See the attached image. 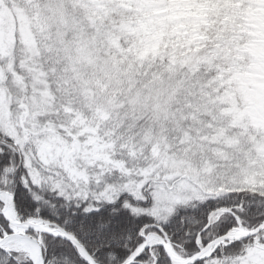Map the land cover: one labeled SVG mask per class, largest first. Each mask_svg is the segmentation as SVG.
<instances>
[{"label": "snow or ice", "instance_id": "snow-or-ice-1", "mask_svg": "<svg viewBox=\"0 0 264 264\" xmlns=\"http://www.w3.org/2000/svg\"><path fill=\"white\" fill-rule=\"evenodd\" d=\"M0 264H264V0H0Z\"/></svg>", "mask_w": 264, "mask_h": 264}]
</instances>
